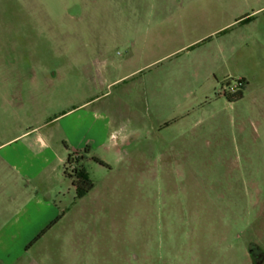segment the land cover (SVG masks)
I'll return each mask as SVG.
<instances>
[{
	"label": "rangeland",
	"instance_id": "rangeland-1",
	"mask_svg": "<svg viewBox=\"0 0 264 264\" xmlns=\"http://www.w3.org/2000/svg\"><path fill=\"white\" fill-rule=\"evenodd\" d=\"M0 264H264V0H0Z\"/></svg>",
	"mask_w": 264,
	"mask_h": 264
},
{
	"label": "trees",
	"instance_id": "trees-1",
	"mask_svg": "<svg viewBox=\"0 0 264 264\" xmlns=\"http://www.w3.org/2000/svg\"><path fill=\"white\" fill-rule=\"evenodd\" d=\"M246 83L244 80H225L224 81V93L223 97L227 100L228 103H233L238 99H241L243 96V91ZM234 86L231 92H227L226 88H230ZM71 154L67 156L66 165L70 164L71 162ZM67 167H65V175L68 176L72 180V185L76 189V196L77 198L84 197L88 192L91 191L93 185L91 181L88 179L87 175L79 168H74L72 175L67 174L66 172ZM55 224L52 223L51 226Z\"/></svg>",
	"mask_w": 264,
	"mask_h": 264
},
{
	"label": "crops",
	"instance_id": "crops-1",
	"mask_svg": "<svg viewBox=\"0 0 264 264\" xmlns=\"http://www.w3.org/2000/svg\"><path fill=\"white\" fill-rule=\"evenodd\" d=\"M245 83H246V81H245ZM245 86H247V83H246V85ZM113 136V135H112ZM111 136V137H112ZM129 137H128V135L127 134H123V136H121V138H120V143L119 144H117V145H115L114 146V150H113V152L115 153V154H120V153H122V150L125 148V147H127L131 142L129 141ZM81 150V149H80ZM74 152H77V151H73L72 153H74ZM78 152H81V153H83V155H84V161L86 160V159H91V157L89 156L91 153H89L87 150H83V151H78ZM68 156V155H67ZM66 159H67V157H66ZM66 159H61V161H62V164H63V168H64V171H65V164H66ZM83 161V162H84ZM10 167H11V169L13 170V171H15V172H17V173H19L20 174V172H25L24 170H22L21 169V166L20 165H17L16 163H10ZM21 175V174H20ZM66 175H65V173H64V177H65ZM68 179H69V181H70V183H71V189L69 190V191H67L68 192V194H70V195H72V199L75 201L76 199H78V200H80V198H77V196H76V189H75V187H73V185H72V180L69 178V177H67ZM89 194V192L86 194V195H88ZM86 195L84 196V197H86ZM83 197V198H84ZM83 198H81V199H83ZM63 214L62 212H60V211H58V213H57V215H59V214ZM56 215V216H57ZM59 216H57L56 218H58Z\"/></svg>",
	"mask_w": 264,
	"mask_h": 264
},
{
	"label": "built area",
	"instance_id": "built-area-1",
	"mask_svg": "<svg viewBox=\"0 0 264 264\" xmlns=\"http://www.w3.org/2000/svg\"><path fill=\"white\" fill-rule=\"evenodd\" d=\"M234 86H231L230 88H226L225 90H227V92H231L233 90ZM223 93H224V90H223Z\"/></svg>",
	"mask_w": 264,
	"mask_h": 264
},
{
	"label": "flooded vegetation",
	"instance_id": "flooded-vegetation-1",
	"mask_svg": "<svg viewBox=\"0 0 264 264\" xmlns=\"http://www.w3.org/2000/svg\"><path fill=\"white\" fill-rule=\"evenodd\" d=\"M83 159H84V158L82 157L81 160L83 161ZM92 160H93V159H92Z\"/></svg>",
	"mask_w": 264,
	"mask_h": 264
}]
</instances>
